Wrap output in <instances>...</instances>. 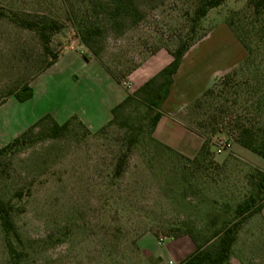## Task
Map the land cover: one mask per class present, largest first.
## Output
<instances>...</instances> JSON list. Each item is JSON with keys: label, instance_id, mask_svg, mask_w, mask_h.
<instances>
[{"label": "rangeland", "instance_id": "374dc122", "mask_svg": "<svg viewBox=\"0 0 264 264\" xmlns=\"http://www.w3.org/2000/svg\"><path fill=\"white\" fill-rule=\"evenodd\" d=\"M96 1L0 0V148L46 115L59 125L75 117L89 127L86 131L72 122L65 134L51 138L45 122L0 158V199L12 208L13 230L6 232L0 222V264H180L197 247L210 249L216 242L212 234L250 195L262 209L239 227L227 264H264V162L227 136L230 110L219 112L229 106L222 100L235 96L216 88L199 107L192 106L224 75L238 71L246 57L225 23L244 10L245 0H225L210 8L183 53L224 45L223 39L214 42L218 27L243 51L234 66L236 60L220 62L210 84L172 117L200 141L191 156L156 137L159 121L166 118L161 109L151 132L145 126L155 111L137 103L118 110L113 124L106 126L112 92L103 70L134 92L141 85L136 87L132 73L147 74L152 61H170L167 50L188 29L181 13H190L194 0H133L139 19L116 18L114 24L91 9ZM80 15L100 23L93 45L97 57L77 37L73 20ZM46 19L61 23L50 37V53L21 24ZM65 49L80 58L64 56L41 73L51 53ZM255 55L235 82L252 80L254 70L256 78L264 75V54ZM25 83H31L32 97L19 103L9 93ZM130 125L140 128L138 142L126 156L122 175L114 178L113 166L125 149L121 138ZM204 141L207 155L193 160Z\"/></svg>", "mask_w": 264, "mask_h": 264}, {"label": "trees", "instance_id": "16d2710c", "mask_svg": "<svg viewBox=\"0 0 264 264\" xmlns=\"http://www.w3.org/2000/svg\"><path fill=\"white\" fill-rule=\"evenodd\" d=\"M224 1L194 0L191 12L187 14L181 13V16L185 18L188 29L185 35L177 39L175 47L167 50L171 57L170 61L156 75L145 81L134 92L128 93L121 102L111 108L110 118L105 124L106 126L113 124V119L118 110H122L127 104L137 103L145 111H155L147 120L145 126L148 131H153L161 117L160 105L168 95L169 87L172 83V76L180 64L183 53L194 40L196 26L210 8L217 7ZM90 7L92 10L99 9L100 12L104 13L107 20H109V24H114L116 18L130 16L133 19V23L139 19L137 6L133 0H98L96 4L92 3ZM76 17H74L73 24L78 39L90 50V53L94 57H97L98 51L93 49V45L98 43L101 34L100 23L84 15H80L78 18ZM225 23L243 46L247 55L238 71L224 75L212 88L205 90L192 106L199 107L202 104L201 100L203 101L205 98L213 96L216 88L220 89L218 90L220 93H231L232 91L235 96L233 100L230 102L226 99L222 100V105L228 103L229 106L226 109H219L220 113L230 110V120L226 127L227 136L240 148L260 157L264 162V75L262 74L263 76L260 75L256 78L258 72L254 70L250 76L252 80L235 82V77L241 69L248 70L252 66L253 60L251 59L255 54H264V0H245L244 10L233 13L232 17L227 19ZM21 24L33 30L41 41L44 51L50 53L48 48L50 37L59 30L61 23L52 19H46L21 20ZM83 57L87 59L85 55ZM56 58L57 55L51 53V59L46 62L45 66L41 69V73L52 66ZM258 65L262 66L261 62ZM104 71L114 80L113 76L107 70L104 69ZM9 96H12L19 103L29 100L32 97V90L29 83H25L19 89L9 93ZM45 122H48L49 136L51 138H58L65 134L69 130L72 122L89 131L75 117H71L59 125L50 116L46 115L25 129L20 135L13 138L5 146L1 147L0 158L6 156L5 152L8 149L18 147L21 140L25 139L36 127L41 126ZM139 131L140 128L130 125L127 133L121 138L125 149L115 161L111 174L112 177L119 178L122 175L126 156L131 153L132 148L138 142L137 136L139 134L137 135V133ZM208 146L204 141L193 160L197 156L205 157L208 153ZM261 174L264 176V165ZM263 200L264 196L261 198V202ZM261 209L262 204H256L253 195L248 196L242 203L236 205L233 218L212 234L211 238L216 241L215 244L210 249L202 251L200 247H197L194 253L180 264H227L230 249L235 241L239 227L251 216L259 215ZM11 210V206L0 199V222L6 232H13L10 221ZM16 241H19L17 234Z\"/></svg>", "mask_w": 264, "mask_h": 264}, {"label": "crops", "instance_id": "0c3cea01", "mask_svg": "<svg viewBox=\"0 0 264 264\" xmlns=\"http://www.w3.org/2000/svg\"><path fill=\"white\" fill-rule=\"evenodd\" d=\"M213 35H216V40H214V42L223 39L224 45L217 47L215 43H213L210 46L194 47L191 51L186 52L180 59V64L175 74L172 76V83L169 87L168 95L160 107V109L165 113L166 118H162V120L159 121L155 131L156 137L186 156H191L196 151L200 141L193 133L175 123V121L172 120V117L176 113L180 112V110H182L187 103L198 96L210 84L215 73L220 72L222 68L219 66L220 62L225 61L226 64L229 65L232 61L236 60V62L232 65L234 66L243 55V51H241V49L235 48L236 46L226 33L225 28L218 27ZM64 56H67L68 58H80L76 51L65 49L57 55L54 64H56V62ZM81 57L84 58L82 55ZM230 59L231 61L229 62L228 60ZM84 60V62L88 61L86 59ZM167 62L168 60L163 65L159 64L158 61H152L147 74L143 72L132 73L131 77H134L133 81L137 83L136 87L142 85L149 77L154 75L156 71L162 69ZM103 73L105 75L104 78L106 79L112 92L110 94L111 101L109 105L106 106V110H109L110 112L112 107L117 105L126 97L128 91L124 90L112 78L110 79V76H108L105 71ZM40 74H38L35 78H37ZM81 123L89 130V127L83 121ZM175 247L177 248V251L175 250L172 252V256L174 258L180 253L178 249L181 248V242L175 245Z\"/></svg>", "mask_w": 264, "mask_h": 264}]
</instances>
